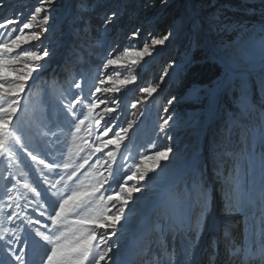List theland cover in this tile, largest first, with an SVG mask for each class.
I'll return each instance as SVG.
<instances>
[{"label":"rangeland","instance_id":"rangeland-1","mask_svg":"<svg viewBox=\"0 0 264 264\" xmlns=\"http://www.w3.org/2000/svg\"><path fill=\"white\" fill-rule=\"evenodd\" d=\"M140 1L97 0L89 7L85 0H57L48 25L44 12L31 19L41 0H6L0 8V18L15 13L20 21L7 35L0 28V44L11 49L2 57L5 89L19 83L26 66L37 67L24 51L50 52L40 61L43 70L28 79L0 148V238L26 241L28 264H46L55 245L70 249L86 239L91 243L84 264H118L125 255L122 264H241L242 250L264 231V0H184L164 34L153 25L163 8H140ZM148 9L152 14L136 21L135 14ZM113 11L120 17L115 27L90 28L91 18L98 23ZM185 20L199 30L185 27L179 38L152 43ZM24 21L31 27L23 28ZM34 33L46 39L31 40ZM192 59L213 61L219 75L182 89L178 75ZM172 82L180 90L159 105ZM108 140L114 143L95 151ZM166 149L172 150L169 159L154 164L150 157ZM91 169L99 175L93 185L82 188L74 177L77 190L61 194L62 181L70 189V174ZM45 185L60 194L53 197ZM128 188L140 191L129 197ZM16 193L25 201L18 215L8 209ZM74 193L79 199L53 224L54 206L58 210ZM36 198L40 202L31 208ZM124 199L129 202L121 211ZM116 215L121 219L114 225L105 220ZM5 247L0 240V259ZM138 249L140 255L131 258Z\"/></svg>","mask_w":264,"mask_h":264},{"label":"snow or ice","instance_id":"snow-or-ice-1","mask_svg":"<svg viewBox=\"0 0 264 264\" xmlns=\"http://www.w3.org/2000/svg\"><path fill=\"white\" fill-rule=\"evenodd\" d=\"M43 5H48V8H44ZM169 5V0H156V4L152 5V7L155 6H160L161 8H165ZM6 0H0V8L6 7ZM57 6V0H41V6H38L34 9L33 14L31 16V19L36 18V14H39L41 12L46 13L45 15L42 16V21L44 25H48L50 22V16L47 14L49 12L55 11V8ZM120 17L119 14L115 11L111 13H106L104 14L98 21V26L103 29V31L107 32L109 30V27H115L117 22L119 21ZM14 23H20L19 17L17 14H13L10 17L7 18H0V28H5V35L13 31V29L10 27ZM23 28H30L31 25L27 22L24 21L22 24ZM185 27L193 33L197 32L199 30V24L195 23L194 21L191 20H185L181 22V27L177 29L176 31H171L163 35L162 38H157L152 40V43L155 45H164L166 41H169L171 37L176 36L180 37L181 34L184 32ZM20 29H17L19 31ZM49 31L48 28H44L43 32L47 33ZM137 33H133V35H137ZM20 37H17V41H14V45L19 41ZM31 40L34 41H39L43 42L44 39H46V36L42 35L41 33H34L30 37ZM11 49L4 44H0V79L4 78V65L5 61L3 60V54L5 52H9ZM145 52L148 51L147 47L144 49ZM50 55V52L47 48H42L40 52H37L35 48L33 50H27L23 52V57L26 60H29L32 62V64L37 65V67H32V66H26L27 70L24 72H21L18 74L17 79L19 83L14 88L10 89H5L2 84H0V100H3L5 103L3 106H0V148L3 147V136L5 133V129L7 125L9 124L10 120L12 117L16 116L17 113V108L20 104L19 97L21 93L25 91L26 83L29 78L33 76V73L40 72L44 68V64H41V60H46ZM19 59V56L17 57ZM108 64H113V60H108ZM76 87H79V85H76ZM224 88L228 89V84H225L223 86ZM7 97V99H5ZM106 112H113V108L108 107L105 109ZM83 123V121H81ZM165 124L169 123L168 119H165L164 121ZM105 136L108 135V132L105 131L103 133ZM114 143L112 140H108L105 145H102L101 147H97L95 149L96 152H100L103 147H105L107 144H112ZM118 143V141H117ZM172 150L171 149H166L164 151H159L156 153L155 156L150 157L151 160H153L154 164H159L161 159L163 160H168L169 159V154ZM29 155L32 156L33 160H36L37 157L33 155L31 152H29ZM109 156L112 155L111 152L108 153ZM40 163H44L43 160L39 161ZM87 163V161H85ZM46 166H51V165H46ZM82 166V165H81ZM65 167H68L65 165ZM148 169L144 171V173L141 176V180H144L148 176ZM71 175L69 176V179H71ZM129 180H132L133 177L129 176ZM134 191H140L139 188L137 189H132L128 188V196L131 197ZM92 192L87 193V195H92ZM53 196H55V193H52ZM79 199V196L77 194H73L71 197L68 199H65L63 203L58 204V210H56L57 206H54L53 208V213H50L51 215V220L53 224H56L57 221L60 220L61 216L65 214V212L68 210L67 206L70 204H73L75 201ZM109 200L113 199H120L118 196L113 197V196H108ZM128 200L124 199L121 200V211H123V206L128 204ZM225 214L227 212L225 211ZM11 215V213H9ZM121 219L120 215H116L115 217H105V220H109L113 225L115 222H118ZM75 224L80 225L83 224L84 221L82 220H76L74 221ZM37 234H40L39 232ZM44 239L48 240L49 243H54L52 240H50L48 237H44ZM59 237H57V240ZM0 240L3 241V245H5V258L0 259V264H28L27 261V252H26V247H27V242L24 241L23 243H20L19 241L16 242V244H13V241L0 238ZM91 243L90 239L84 240L83 243H77L76 245L72 246L70 249H68L66 246L63 245H55L54 247L51 248L50 252L51 254L46 257V264H84V261L88 257V244ZM217 250H218V245H217ZM103 259V258H101Z\"/></svg>","mask_w":264,"mask_h":264},{"label":"trees","instance_id":"trees-1","mask_svg":"<svg viewBox=\"0 0 264 264\" xmlns=\"http://www.w3.org/2000/svg\"><path fill=\"white\" fill-rule=\"evenodd\" d=\"M85 1L88 3L90 7L93 6L97 0H85ZM183 1L184 0H169V5L162 9V11L160 12V18L156 20L155 23H153V25L156 26V29L159 32H162L164 34L168 30L171 23L178 18L179 9L182 6ZM192 1L196 3L197 1H201V0H192ZM202 1L210 2V0H202ZM216 2L229 3L231 5L233 4L237 5L239 3V1L236 0H216ZM155 4H156V0H141L140 8L146 6V8L151 7L152 9L156 10L160 6L152 7V5ZM150 10L151 9H148L147 13H145L146 15H142L141 13L137 12L135 14V16H137L136 21H143L145 17L152 14L150 13ZM90 21L92 22L90 28L94 30L98 26L97 18L96 19L91 18ZM78 27H80V29H83L81 25H79ZM91 34H93V31ZM91 34L89 35V37L91 36ZM122 46H123L122 43H120V46H118L116 51L118 52L122 48ZM193 61L194 59H192L188 63V66H186V68L188 67V69H186V71L180 72L178 75L182 89L185 87L187 88V86L191 84L202 85L209 83L210 81L217 78V76L219 75L220 67L213 61L210 62L207 61L203 63L195 62L192 64ZM174 83L175 82H172L166 88V91L162 95L161 100H159V105L161 104V102H164L165 99L172 98L173 96L177 95V92L180 90V88H178Z\"/></svg>","mask_w":264,"mask_h":264},{"label":"bare ground","instance_id":"bare-ground-1","mask_svg":"<svg viewBox=\"0 0 264 264\" xmlns=\"http://www.w3.org/2000/svg\"><path fill=\"white\" fill-rule=\"evenodd\" d=\"M22 43H23V45L27 46L31 42L29 43L27 40H24ZM218 84L219 83L217 82L216 85H218ZM207 114L209 115V114H211V112L208 111ZM205 127L206 128L208 127L207 124L205 125ZM75 190H77V189H75ZM163 193H167V192L164 191ZM162 195L164 196V194H162ZM13 205H14V208L12 209V213L15 212V210H16L15 208H17V209L20 208V206L17 203H14ZM230 245H231V247L233 246L234 251L237 248L239 249V247H237L238 244L237 245L236 244H233V245L230 244ZM139 255H140V249H138V251L136 253H134V250H132L130 252L131 258H132V256L138 257ZM263 257H264V231L262 232L261 237L258 238L256 242L254 241L253 244H251L250 246H245V248L242 250V252L240 254V258H239L240 262L239 263L248 262V261L252 260L255 262L253 264H264V258ZM125 259H127L126 256H124L118 264H122V261H124ZM227 260H229V259H227ZM127 262H128V260H127Z\"/></svg>","mask_w":264,"mask_h":264}]
</instances>
